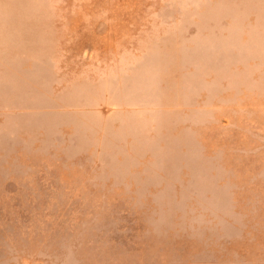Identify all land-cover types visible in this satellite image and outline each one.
Wrapping results in <instances>:
<instances>
[{"label": "rangeland", "instance_id": "374dc122", "mask_svg": "<svg viewBox=\"0 0 264 264\" xmlns=\"http://www.w3.org/2000/svg\"><path fill=\"white\" fill-rule=\"evenodd\" d=\"M0 264H264V0H0Z\"/></svg>", "mask_w": 264, "mask_h": 264}]
</instances>
